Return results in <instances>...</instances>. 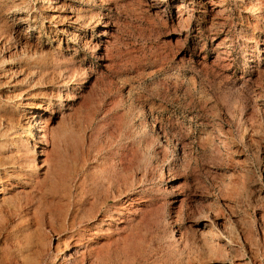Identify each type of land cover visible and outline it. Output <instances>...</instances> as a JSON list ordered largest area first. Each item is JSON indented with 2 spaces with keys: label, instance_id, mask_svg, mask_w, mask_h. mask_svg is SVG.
<instances>
[{
  "label": "rangeland",
  "instance_id": "374dc122",
  "mask_svg": "<svg viewBox=\"0 0 264 264\" xmlns=\"http://www.w3.org/2000/svg\"><path fill=\"white\" fill-rule=\"evenodd\" d=\"M209 1L0 0V264H264V0Z\"/></svg>",
  "mask_w": 264,
  "mask_h": 264
},
{
  "label": "bare ground",
  "instance_id": "6f19581e",
  "mask_svg": "<svg viewBox=\"0 0 264 264\" xmlns=\"http://www.w3.org/2000/svg\"><path fill=\"white\" fill-rule=\"evenodd\" d=\"M101 1V0H100ZM107 1V0H106ZM103 2V1H102ZM50 3V2H49ZM108 3V2H107ZM48 4V3H47ZM52 4V3H51ZM209 4L211 6H213L212 8L215 9L217 8L218 6H221V3L220 2H217L216 0H210L209 1ZM59 7V6H58ZM41 8V7H40ZM81 8V7H80ZM185 9H186V6H185V1H183L181 4L178 5L177 7V17L178 18H181V19H185L184 18V15H185ZM42 10V9H41ZM44 11V10H43ZM219 12H223L222 8L218 10ZM85 12V11H84ZM83 14V12L81 11V13L79 12V10L75 9V10H71L69 14L67 15H61V14H50V18L53 20V21H61V19H67V22L66 20L64 22H66L64 24V26L62 27V33H65L68 28H78L77 27V23H79L80 21V16ZM85 16V15H84ZM63 23V22H62ZM60 22V24H62ZM90 26V23H87L84 27L85 29H87L88 27ZM104 26L105 27H109L110 26V22L108 21H105L104 22ZM82 30V33L85 31ZM105 33V31L103 32ZM81 34L79 33L77 36H76V42L79 41L81 39ZM87 35V34H86ZM27 39V38H26ZM26 41V40H25ZM83 41V38L82 40ZM86 42V41H85ZM89 42V41H88ZM84 46V44H83ZM87 47V46H86ZM225 57V56H224ZM225 59V58H224ZM52 110V109H51ZM52 115V113H51ZM51 117V116H50ZM27 119V118H26ZM50 121V120H49ZM27 130H28V133L31 136L32 140H34V143L33 144H30L31 148H33L34 151L37 150V148L39 147L40 150H39V154L40 155H43L44 154V150H45V144L46 142L48 141L46 139V137L48 136L47 135V121H46V117H45V114L36 110V111H33L32 113H30V115L28 116V119H27ZM155 124V123H154ZM155 126V125H154ZM158 127V126H157ZM13 132V131H12ZM11 132V133H12ZM20 136V135H19ZM7 137V136H5ZM9 137V136H8ZM17 137V136H16ZM29 138V137H28ZM2 139V138H1ZM5 139V138H4ZM9 139V138H8ZM50 139V138H49ZM46 141V142H45ZM30 142V141H28ZM16 143V142H15ZM42 143V144H41ZM48 147V146H47ZM30 149V148H29ZM47 154V153H46ZM43 159V158H42ZM21 160V159H20ZM45 160V159H44ZM44 160H42V163L39 165L38 163H36V160L35 159H31L28 155L23 159V161L19 162L17 160H15L14 158H12V160L10 161H6L4 163H0L1 164H4V167L0 168V195H2V197L0 198V201L1 202H6L8 201L6 199V197H3L5 196L6 194V185L5 184H11L10 181L13 177H19L21 178L24 174H26L25 172V166H29L31 165V162L34 161V165L37 166L35 167L37 170H41L43 167H46V163L44 162ZM46 161V160H45ZM6 164V165H5ZM26 164V165H25ZM39 165V166H38ZM34 168V169H35ZM29 169V168H28ZM25 172V173H24ZM28 172V171H27ZM3 178H8L7 180H3ZM134 198V197H133ZM10 203V202H9ZM131 204V203H129ZM10 208V207H9ZM21 208V207H20ZM138 209H142L141 207H137L136 210ZM135 210V211H136ZM133 211V210H132ZM134 211V212H135ZM80 250H78V248H76V250L74 251V253H72L70 255V258L69 259H72L74 258V256L76 254H78ZM60 262V261H59ZM62 262V261H61Z\"/></svg>",
  "mask_w": 264,
  "mask_h": 264
}]
</instances>
